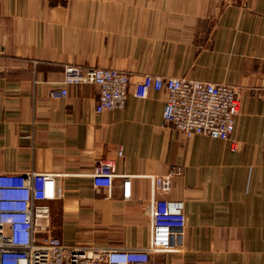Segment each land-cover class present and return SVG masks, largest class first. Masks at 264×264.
Returning <instances> with one entry per match:
<instances>
[{"label":"crops","instance_id":"0c3cea01","mask_svg":"<svg viewBox=\"0 0 264 264\" xmlns=\"http://www.w3.org/2000/svg\"><path fill=\"white\" fill-rule=\"evenodd\" d=\"M70 63L233 85L234 131L187 138L163 123V91L132 86L96 112L94 84L59 95ZM101 159L131 175L128 200L119 176L93 185ZM29 170L62 175L49 234L66 245L145 246L149 176L169 172L186 225L163 264H264V0H0V171Z\"/></svg>","mask_w":264,"mask_h":264},{"label":"built area","instance_id":"2783aa9c","mask_svg":"<svg viewBox=\"0 0 264 264\" xmlns=\"http://www.w3.org/2000/svg\"><path fill=\"white\" fill-rule=\"evenodd\" d=\"M62 84L59 95L67 94L69 85H96V112L122 109L129 86L137 98H145L150 90L163 91V123L187 138L202 134L230 139L240 110L233 85L187 77L132 75L70 63L63 66ZM237 148L238 143L231 139L230 149ZM116 176L121 178L122 199L128 200L131 175L116 173L111 160H98L91 173L93 185L107 189ZM171 176L169 172L149 176L148 243L143 247L103 248L66 245L49 234L48 202L62 199L61 174L0 171V264H163L157 254L184 249V201L167 196Z\"/></svg>","mask_w":264,"mask_h":264},{"label":"rangeland","instance_id":"374dc122","mask_svg":"<svg viewBox=\"0 0 264 264\" xmlns=\"http://www.w3.org/2000/svg\"><path fill=\"white\" fill-rule=\"evenodd\" d=\"M149 217V216H148ZM39 236V235H38ZM41 236V235H40Z\"/></svg>","mask_w":264,"mask_h":264}]
</instances>
